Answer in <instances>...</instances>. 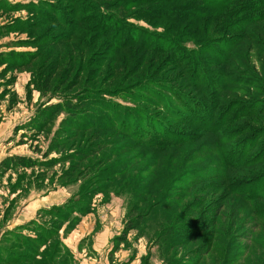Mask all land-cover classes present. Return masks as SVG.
Instances as JSON below:
<instances>
[{"label":"rangeland","instance_id":"1","mask_svg":"<svg viewBox=\"0 0 264 264\" xmlns=\"http://www.w3.org/2000/svg\"><path fill=\"white\" fill-rule=\"evenodd\" d=\"M172 5L0 0V264H66L69 258L67 264H120L135 249L149 255L144 264H264V242L250 245L247 211L231 222L236 200L227 207L217 177L210 179L212 190L204 184L208 157L197 156L193 148L214 137L205 141V134H191L198 131L195 122H220L222 112H217L223 109L225 115L228 103L264 95L251 89L254 77L219 46L223 35L215 31L211 37L219 38L217 46L204 43V30L192 32L171 22ZM172 44L184 50V61L183 54L196 58L187 60L185 70L170 67ZM209 51L217 52L222 63ZM262 58L258 53L247 57L256 74L264 68ZM198 69L221 79L215 89L207 86L217 94L208 97L209 106L217 108L203 120L173 113L208 100L195 92L203 84ZM249 120L264 124L255 115ZM235 122L224 129H233ZM237 142L230 138L223 150ZM15 155L27 163H11ZM233 169V175L252 171ZM253 172L259 175L260 169ZM256 202L264 205L262 199ZM220 203L224 207L213 226L194 238L177 232L162 252L150 249L161 227L180 229L197 218L198 225L212 224ZM161 211L154 221L153 213ZM126 223L140 226L125 232ZM39 228L47 229L44 244L19 248L34 247ZM141 231L154 235L147 243L138 241ZM252 233L264 240V230ZM211 237L210 253L197 261L194 256L204 252ZM63 244L68 247L64 255ZM16 248L19 260L10 263Z\"/></svg>","mask_w":264,"mask_h":264},{"label":"trees","instance_id":"2","mask_svg":"<svg viewBox=\"0 0 264 264\" xmlns=\"http://www.w3.org/2000/svg\"><path fill=\"white\" fill-rule=\"evenodd\" d=\"M159 2H163L167 5L173 4L170 7L172 10V13L170 14V20L172 23L183 24L192 32H201L204 30V34H201L202 36H200L207 40V42L204 43L217 46L219 38L211 39V37L214 33H216L215 31L223 35L225 40H223V43L219 44V46L225 48L228 53L227 55L232 56L241 68L247 70V73L254 77L255 81L252 85H250L251 89L256 94L259 93L264 95V68L261 69L260 74H256V72H254V70L247 64V57L249 55L251 56L253 53L264 55V0H159ZM183 3L188 6L185 8H177L178 5ZM171 46L173 47H169L167 49L170 51L169 57L171 63L169 64L171 68L176 67L181 70H185L186 67L183 68V66L186 64L187 60H189V62L195 61L196 58L194 56L189 57L186 54H183L187 58L184 61L182 59V53L184 50L180 49L177 44H172ZM247 46L246 55H242L241 49ZM237 50H240V52L237 53ZM207 53L211 56V58L217 60L218 62L221 60V56L217 52L209 51ZM261 61L262 67H264V58H262ZM219 63H222V61ZM199 73L201 76L199 78L203 81V84L198 86L195 92L200 91L203 95H208L207 99L208 97L216 98L217 94L214 95L210 89L207 88V86L213 87V90L215 89L214 87H216L214 83L220 84L221 79L212 80L207 76L208 72H203L201 70H199ZM192 76L193 79L198 78L193 71ZM248 99V103H238V105H233L235 103L232 102L228 103L226 106H231V108L228 109L225 115L223 113V109L219 110L217 113L222 112L221 121L216 122L214 125H211L210 123L201 124L195 122L194 124L196 127L194 128L198 131H192L191 134L199 135L200 133H203L205 134V137L207 136L205 141H207V139L211 136L214 137L213 140H211L212 143H202L201 145H197L193 148V152L197 156L201 155L203 157H208V161L202 166V172H206V174H208V176H206L207 181L204 182L205 186L209 188V190H212L214 188L212 184L214 183L213 180L210 179L211 177H217L219 184L218 187L222 190L221 193H225L224 203L227 204V207L230 203L236 200L238 206L236 207L235 212H233V215L230 213V221H234L236 217L235 215L240 216L245 210L247 211L246 214L251 223L250 235H252V238L249 240L251 245L262 244V242H264V240L257 237L254 238L252 233V231L257 228L264 230V205L256 202V200L259 199L264 200V124H259V122L255 120L251 121L249 118L250 116L255 115L258 118L264 119V99L259 97H251ZM211 101V98H209L207 101L203 100V103H201L199 107L191 106L188 109H177L174 110L173 113L181 117L185 116V118L195 120H201L202 118L203 120L209 115V110H212V108H215L216 110L217 108L214 107V105H211L212 107L209 106V104H212ZM58 104H60V102ZM199 110V114H201H195V112ZM230 115L232 117L228 119V116ZM210 120L212 121V118H210ZM187 121L190 122V119ZM233 121H236L233 129H224V124H229ZM246 122H249L250 125ZM222 128L223 130H221ZM230 138H235L238 141V145L236 147H230L228 150H223L226 149L227 142ZM163 144L165 143L162 142V145ZM202 148L203 150L200 152V149ZM11 161V163L18 162V164L21 165L27 163V161L20 160L16 155L11 158ZM245 167L252 171L244 175H239L238 173L233 175L230 173L233 168L243 170ZM214 168H216L217 171L216 175H212V170ZM254 169H260L259 175H253ZM255 185H257L256 188ZM224 203H220V208L218 206L216 212L214 210V214L210 217V222L213 223L210 225H208L209 223L205 225H198L200 219L197 218L199 221H196V223H184L180 229H175L173 227H161L154 239V246H157V248H159V252H162V250L165 249L164 246L167 245V247H170L171 241H175L177 238V232L180 231L182 232V237L186 236L194 238V235H197L198 232H203L207 226H213L216 218L219 216L220 210L224 207ZM161 213L162 211L153 213L154 219L153 215L152 219L155 221L156 216ZM243 218L245 219L243 216L240 219L243 220ZM230 221L227 220L224 222V226L227 225L225 228L226 230L231 225ZM137 226L138 225L133 224L129 227V224L126 223L124 231L126 232L127 230L138 228L140 224L138 227ZM39 229V235L36 237L37 244L34 247H32V244H29L27 246L20 245L19 248L30 250L32 248L36 249L39 245L44 244L45 241L43 240L48 239L46 233L47 229ZM151 234L154 235V231ZM151 234L146 231H141V234L139 233V235H145L146 237ZM150 239V236L147 237L148 241ZM211 242L212 237L207 242L208 245L204 248V252L202 254L198 253L194 256L197 261L204 255L210 253L212 245ZM233 243L236 244L235 242ZM65 250L68 251L67 247L63 244V255ZM15 253L16 258L11 260L10 263H15L19 260L17 257V248ZM223 254L225 256L224 252L220 255V257L222 256L220 258L221 261H223ZM162 256L163 258L165 257L164 255ZM232 256L233 257L231 258H234L235 260V255L232 254ZM243 256L245 257V255ZM255 256H257V258H262L259 254H255ZM146 259L147 257L144 258V261ZM69 261L70 258L67 260L66 264Z\"/></svg>","mask_w":264,"mask_h":264},{"label":"crops","instance_id":"3","mask_svg":"<svg viewBox=\"0 0 264 264\" xmlns=\"http://www.w3.org/2000/svg\"><path fill=\"white\" fill-rule=\"evenodd\" d=\"M73 230H74V229H73ZM118 232H119V231H118ZM133 232H134V231H133ZM97 233H98V232H97ZM102 233H103V232H101V234H102ZM69 235H70V232L68 233L67 236H69ZM99 235H100V234H99ZM110 235H113V236H114L115 234H114V233H113V234L111 233ZM105 237H106V240H107V239H108V238H107V235H105ZM142 238L145 239V242L147 243V241H146L147 238L145 237V235H139V236L137 237V240H138V241H139L140 239L143 240ZM127 239H128V238H127ZM137 240H136V241H137ZM136 241H135V244H137ZM138 241H137V242H138ZM138 243H139V242H138ZM65 245H66V244H65ZM66 247H67V246H66ZM77 247H78V246H77ZM67 248H68V247H67ZM151 248H153V250H158L157 246H154V245H153L152 247H150V249H151ZM79 250H80V248L78 247V248H77V251L80 252ZM95 250H97V248H96ZM72 252H73V251H72ZM73 253H74V252H73ZM146 254H147V253H146ZM146 254H145V253H144V254L141 253L140 255H138L137 252H136V249L134 250L133 253H130V252L128 251V254H127V257H128V258L125 259V260H122V262H123L124 264H127V263L132 264V263H134V262L137 261L138 264H144V259H143V258H145L144 256H145ZM148 256H149V255H148ZM148 256H146V257L148 258ZM152 256H153V255H152ZM74 257H75V256H74ZM153 257H154V256H153ZM75 258H76V257H75ZM123 259H124V258H123ZM142 259H143V260H142ZM76 261H77V259H76ZM119 261H120V260H119ZM78 262H79V261H77V264H80V263H78ZM120 262H121V261H120ZM122 262H121L120 264H123ZM148 264H149V263H148ZM150 264H151V262H150Z\"/></svg>","mask_w":264,"mask_h":264}]
</instances>
